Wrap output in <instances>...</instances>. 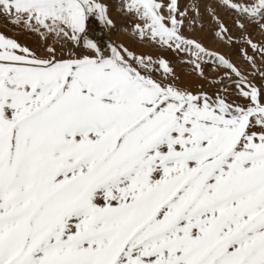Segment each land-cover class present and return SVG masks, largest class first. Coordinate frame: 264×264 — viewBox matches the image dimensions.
Masks as SVG:
<instances>
[{"label":"snow or ice","instance_id":"6c2138e0","mask_svg":"<svg viewBox=\"0 0 264 264\" xmlns=\"http://www.w3.org/2000/svg\"><path fill=\"white\" fill-rule=\"evenodd\" d=\"M0 264H264V0H0Z\"/></svg>","mask_w":264,"mask_h":264}]
</instances>
